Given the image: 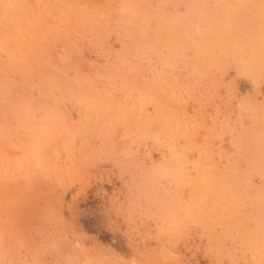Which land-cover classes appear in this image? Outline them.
Returning <instances> with one entry per match:
<instances>
[{"label":"rangeland","instance_id":"374dc122","mask_svg":"<svg viewBox=\"0 0 264 264\" xmlns=\"http://www.w3.org/2000/svg\"><path fill=\"white\" fill-rule=\"evenodd\" d=\"M0 264H264V0H0Z\"/></svg>","mask_w":264,"mask_h":264}]
</instances>
